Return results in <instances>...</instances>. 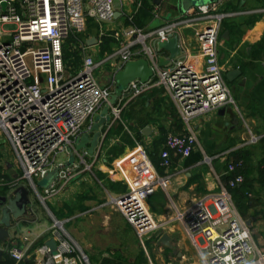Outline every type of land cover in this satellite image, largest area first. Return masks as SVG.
I'll return each instance as SVG.
<instances>
[{
  "label": "built area",
  "instance_id": "1",
  "mask_svg": "<svg viewBox=\"0 0 264 264\" xmlns=\"http://www.w3.org/2000/svg\"><path fill=\"white\" fill-rule=\"evenodd\" d=\"M115 1L0 0V134L7 137L22 169L13 182L0 176V186L10 184L13 188L16 181L25 179L35 190V178L42 179L45 173L65 163L54 164L59 151L68 153L70 149L82 158L74 148L75 140L85 126H91L93 116L108 103L114 91V81L103 85L95 75V69L103 62L117 65L113 76L125 62L138 58H145L153 70L148 81L129 82L116 103L109 106V125L119 123L131 134L122 118V111L130 101L153 87H163L170 96L185 131L165 137L159 153V164L165 169L171 165L172 154L185 158L197 143L193 118L234 104L224 79L225 70L218 62V38L222 22L229 17L217 11L219 1L199 4L192 15L149 31L135 25L133 16L128 15L124 24L108 32L103 24L116 21ZM156 12L154 6V16ZM92 22L97 44L109 36L117 46L103 61L97 62L86 53L83 41L82 66L69 72L64 62V40L70 32H85ZM182 25L198 26L194 31L202 66L179 56L169 67H159L157 43L168 40ZM28 56L32 70L26 61ZM255 140L256 137H251L250 141ZM243 163L240 158L229 162L227 178L219 181L215 191L196 199L184 210L175 208L174 220L183 225L190 244L199 252L204 251L205 264H264L250 226L236 210L230 193L244 181ZM68 168L59 170L56 181L44 189L45 194L52 193L58 180L66 177ZM168 179L157 176L119 196L109 197V203L142 244L160 227L148 202L157 187L165 188ZM44 234L42 240L41 234L24 231L18 241L0 244V248L16 263L27 259L32 264H91L73 239L62 231L60 222L55 221ZM51 238L56 243L54 250L45 245Z\"/></svg>",
  "mask_w": 264,
  "mask_h": 264
},
{
  "label": "crops",
  "instance_id": "2",
  "mask_svg": "<svg viewBox=\"0 0 264 264\" xmlns=\"http://www.w3.org/2000/svg\"><path fill=\"white\" fill-rule=\"evenodd\" d=\"M218 1L217 11L229 14V17L222 22L218 38V62L225 70V80L230 83L234 104L191 120L197 143L193 146L190 155L180 158L172 154L170 167L165 169L160 166L159 153L165 137L168 134L184 132L185 125L166 90L163 87H153L130 101L122 111L123 119L131 125L129 127L131 134L121 124L109 125L108 121L100 127V136L93 152L82 150L80 152L82 158L78 156L80 161H84L86 157H93L90 163L94 167L92 176L102 187H108L105 189L108 197L119 196L147 181L155 180L157 176L169 177L165 188L157 187L149 199L151 204L149 205L148 202L156 224L160 228H167L158 232L155 237L156 247L164 249L165 252L159 251L156 258L162 260H158V264H199L200 262L205 264L204 251L202 254L195 249L190 244L183 225L180 222V226L175 223L178 222L174 220L175 208L184 210L196 199L215 191L219 181L224 182L227 178L225 174L227 164L239 157L244 162L241 169L244 181L233 191L232 200L238 213L249 222L252 239L264 256V0ZM195 2L116 0L115 12L120 14L115 18L114 23L107 24L106 28L103 27L110 32L124 24L128 15L133 16L134 22L141 16L139 11L144 5L151 6V12L147 17H143L144 25L139 27H147L153 17L166 22L177 21L194 13ZM154 6L157 7L156 16L152 13ZM166 14L170 16L168 20H164ZM197 27L180 26L177 29L178 45L180 56L201 67L202 59L194 31ZM93 29L94 33L84 37L83 41L86 42L96 36V28ZM102 43L103 41L93 46L101 48ZM116 46L114 41L110 42V50H107V54ZM155 54L159 60V57H167L169 52L163 49L157 50L156 47ZM116 68L117 65H114L113 71ZM233 70H240V75L228 80L226 74ZM99 112L97 111L95 116ZM235 118L238 120L237 123H234ZM145 128H148L147 134L143 133ZM86 130L84 129V132ZM251 137H256V140L251 142ZM100 149L101 152L106 150L107 153L99 156ZM1 152L0 176L8 182H13L21 173H17L9 163L10 159L5 156V152L3 150ZM90 165L86 166L89 168ZM78 167L75 164L71 170ZM78 173L68 181L66 186L68 190L74 184L78 185L80 181L89 179L88 174L79 176ZM5 186L9 190L0 195H7L16 187L12 188L10 184L2 187ZM54 190L44 197L37 194L45 201L48 196L54 195L53 193L56 192ZM47 205L55 212L51 200ZM104 205L106 202L99 206ZM87 210L90 209L84 210L83 213ZM29 219L22 222L25 224L34 222L35 214L33 213ZM49 227L27 231L37 236L41 234L40 238L43 240L44 233ZM175 227L178 228V235H175ZM24 231L26 230L22 232ZM165 232L171 237L170 247L158 243V237ZM20 234L15 236V232L12 235L9 232L10 241L6 245L18 241ZM166 253L170 255L169 258L166 257ZM248 258L250 260L252 256L249 255Z\"/></svg>",
  "mask_w": 264,
  "mask_h": 264
},
{
  "label": "rangeland",
  "instance_id": "3",
  "mask_svg": "<svg viewBox=\"0 0 264 264\" xmlns=\"http://www.w3.org/2000/svg\"><path fill=\"white\" fill-rule=\"evenodd\" d=\"M169 18V14H166L164 20H168ZM165 22L166 21L160 18H154L144 30L149 31L155 29ZM107 24L108 23H104L103 26L106 28ZM94 25V22L89 23L85 32H70L69 37L64 40V62L67 71L72 72L80 69L82 66V58L84 55L82 50L84 45L83 38L94 33ZM7 27L13 28V26ZM86 50L88 53L90 52V55L97 62L103 61L108 56L107 50H104V53L102 49L97 46H89L86 44ZM26 61L29 68L32 70L31 57H26ZM113 69L114 64L111 61H106L95 69V75L103 85H111L113 82ZM226 84L230 88V83L228 81H226ZM95 117L94 115L92 121H95ZM128 126L131 127L129 123ZM87 128L88 126H85V129ZM1 150L5 152V156L10 159L9 163H11L17 173L20 174L22 169L10 142L4 134H0V159L2 158ZM81 151L82 150H79V153ZM101 151L102 149H100L99 156L107 153L106 150L103 152ZM67 159L68 153L65 150L59 151L55 155L54 164L57 162H64ZM92 159L93 157H86L84 161H80L78 156L74 155V161L71 166L69 168L65 167L69 169L65 171L66 177L58 180L54 186V191L56 192L53 193V196H48L45 201L39 198L37 194L39 193V195L43 197L49 195L45 194L41 187H38L36 192L28 180L21 179L20 182L18 181L17 184H20L17 186L24 185L29 190L30 207L35 214L36 220L27 224L23 222L15 224L9 230L10 234L12 235L15 232L16 236L22 233L23 230H41L51 226L55 221H58L61 223L62 231L73 239L79 250L88 257L91 264H98V262L105 257L111 259L112 264H158V260H162L161 258L157 259L158 253L159 251L163 253L164 249H158L156 247L155 237L158 232L167 228L159 227V229L155 231L154 234H151L152 236L150 235L142 244L132 232L130 226L125 223L120 213L109 203V197L105 190L108 189V187H102L92 176V171L94 170V167L90 165ZM75 164L79 167L75 170H71ZM86 165H90L89 168ZM77 173L79 176L88 174L89 179L80 181L78 185L74 184L71 189L68 190L66 187L68 181ZM42 181L43 180L39 178L34 179L36 185ZM2 192L3 187L1 185L0 194H2ZM49 200H51L55 212L48 207L47 204ZM42 201L45 202L46 205ZM150 201L151 200H149V205L151 204ZM103 202H106V205L99 206ZM86 209L90 210L83 213ZM175 223L179 225V222ZM175 228V235H178V228ZM15 236L13 235L12 238ZM9 241L10 239L8 238L4 245ZM165 255L167 258L170 256L168 253ZM138 258H141L143 261L137 263ZM199 264H202V262Z\"/></svg>",
  "mask_w": 264,
  "mask_h": 264
},
{
  "label": "water",
  "instance_id": "4",
  "mask_svg": "<svg viewBox=\"0 0 264 264\" xmlns=\"http://www.w3.org/2000/svg\"><path fill=\"white\" fill-rule=\"evenodd\" d=\"M195 2V5L210 3L218 0H190ZM119 12H115V18L119 16ZM96 43L95 37H91L86 41L87 45H93ZM157 50H166L169 52L167 57H159L158 66L167 67L170 65L171 61L178 58L181 54L178 45V33L175 31L173 35L163 42H158ZM23 50V49H22ZM153 75L152 68L148 65L145 58H138L135 60H129L125 62L121 69H117L114 76V91L110 95L108 103L104 104L101 108L99 114L95 117V121L91 126L83 132L75 140V150H86L88 153H92L96 148L98 143V138L100 136V127L104 125L109 120V106L114 105L117 99L122 95L123 90L126 89L129 82L138 79L141 82H146ZM240 70L229 71L226 74V78L231 80L233 77L239 76ZM235 118L234 123H237ZM148 128L143 130V133L147 134ZM74 161V152L68 149V159L67 161L59 166H56L52 170L45 173L42 178V182L35 184V190L41 187L43 190L48 189L50 185L57 179V174L62 167H70ZM39 194V193H38ZM31 201L29 197V190L24 185H19L15 187L9 194L0 195V244L5 243L9 238V230L17 223L22 221L30 220L29 217L33 215L31 209ZM249 224V222H247ZM171 237L165 232L158 238V243L163 246L170 247ZM47 245L52 250L55 249L56 243L54 239H48L45 241ZM4 250L0 248V262L3 260Z\"/></svg>",
  "mask_w": 264,
  "mask_h": 264
},
{
  "label": "trees",
  "instance_id": "5",
  "mask_svg": "<svg viewBox=\"0 0 264 264\" xmlns=\"http://www.w3.org/2000/svg\"><path fill=\"white\" fill-rule=\"evenodd\" d=\"M139 12H140L142 17L140 16V17L136 18L134 20V22L138 26H143L144 25L143 17H147L148 13L151 12V6L144 5L143 8H141V10ZM110 42H113L111 37H108V36L104 37V40H103V43L101 46L102 51L110 50V47H109ZM239 158H241V157H239ZM236 188H237V186L230 190L231 197L233 196V191L236 190ZM7 190H9L7 186L3 187L2 194H5L7 192ZM142 261L143 260L141 258L137 259V263H141ZM0 264H32V262L30 260H22V261L16 263L13 258H11L7 253H4L3 260L0 262ZM98 264H112V260L105 257L100 262H98Z\"/></svg>",
  "mask_w": 264,
  "mask_h": 264
}]
</instances>
